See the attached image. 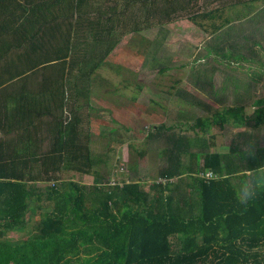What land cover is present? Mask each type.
Wrapping results in <instances>:
<instances>
[{"label": "trees", "instance_id": "1", "mask_svg": "<svg viewBox=\"0 0 264 264\" xmlns=\"http://www.w3.org/2000/svg\"><path fill=\"white\" fill-rule=\"evenodd\" d=\"M198 1L0 0V130L14 135L0 139V264H264V194L241 210L222 179L234 162L211 152L205 136L216 124L262 131L264 101L254 123L237 103L196 118L194 136L165 134L164 165L148 188L142 179L111 182L93 151L96 72L126 32L192 13L215 35L264 9V0H211L216 7L198 13ZM153 131L152 143L164 134ZM256 140L249 167L264 162ZM13 230L26 235L4 237Z\"/></svg>", "mask_w": 264, "mask_h": 264}, {"label": "rangeland", "instance_id": "2", "mask_svg": "<svg viewBox=\"0 0 264 264\" xmlns=\"http://www.w3.org/2000/svg\"><path fill=\"white\" fill-rule=\"evenodd\" d=\"M204 5L198 3L195 10L205 11ZM191 15H179L165 26L140 31H128L129 25L124 29L128 32L104 60L106 65L96 72L104 80L100 83L102 88L92 89L90 98L94 104L89 112L93 121L92 147L102 155L98 170L113 183L142 179L144 182L140 183L148 188L164 165L161 159L166 152L165 134L183 128L184 134L194 136L189 124L198 117L209 118L220 109L211 95L225 102L222 106L238 102L247 107L256 85L264 84V9L254 16V21L235 23L215 35H211L210 25H192L188 17ZM195 19L209 21L200 15H195ZM237 53L244 58L238 61ZM236 84L239 91L234 89ZM197 88L209 97L197 95ZM259 101H264V96L257 99V105ZM78 106L88 104L80 100ZM249 117L254 123L256 113ZM158 126L165 129L164 134L152 143L148 134ZM237 129L229 125L210 126L209 145L220 150L228 133ZM100 130L104 132L100 134ZM262 131L254 129L258 142L263 144ZM0 135L4 133L0 131ZM197 149L195 145L191 148ZM70 179L94 182L92 175L77 173L71 174ZM38 184L45 187L47 183ZM25 232L6 231L4 237L18 239Z\"/></svg>", "mask_w": 264, "mask_h": 264}, {"label": "clouds", "instance_id": "3", "mask_svg": "<svg viewBox=\"0 0 264 264\" xmlns=\"http://www.w3.org/2000/svg\"><path fill=\"white\" fill-rule=\"evenodd\" d=\"M264 96V84H257L252 92V100L244 109L245 114L257 111V99ZM256 133L244 125L230 131L221 144L220 155L234 162L232 171H225L222 179L228 182L232 199L241 209L246 210L256 199L264 194V162L255 167L247 166L249 159L257 158ZM264 135V131L261 132ZM235 145L236 151H233Z\"/></svg>", "mask_w": 264, "mask_h": 264}, {"label": "crops", "instance_id": "4", "mask_svg": "<svg viewBox=\"0 0 264 264\" xmlns=\"http://www.w3.org/2000/svg\"><path fill=\"white\" fill-rule=\"evenodd\" d=\"M204 2L205 1H207V0H203ZM216 1V0H215ZM204 2H202V1H200V2H198V3H200L201 5H204ZM216 4H215V2H212L211 0L209 1V5H207L206 3H205V5H204V9H205V12H208V11H210L211 9H213V8H215L216 6H215ZM218 5V4H217ZM197 8V7H196ZM203 9V8H202ZM239 10H241L240 8L238 9V8H235L232 12H238ZM203 11V10H202ZM256 14V13H255ZM221 19V18H220ZM220 19H218V20H220ZM252 19V20H251ZM206 20V19H205ZM208 20V19H207ZM217 20V21H218ZM248 20H251V21H254V16L252 17V18H250V19H248ZM210 21V20H209ZM209 21H204L202 24H204V26L205 27H207V23H209ZM192 25H194L196 28H200L201 26L200 25H197V24H195V23H191ZM210 24H211V21H210ZM211 26V25H210ZM229 89V85L228 84H226V86H225V90H228ZM235 89V88H234ZM217 91V92H216ZM196 92H197V95H203L204 96V98L206 97V99H207V97H209V96H207V94H206V92L205 91H203L201 88L199 89V88H197V90H196ZM215 92L216 93H218V92H220V91H218L217 89H215ZM211 97H212V99L213 100H215L214 102H216L217 104V107L218 108H220V109H223V108H225V107H232V106H234L235 104H237V103H234V104H228V105H221V104H224L223 103V101L222 100H220V99H218L217 98V96H213V95H211ZM188 100V99H187ZM197 100V99H196ZM218 104H220V105H218ZM239 104H241V105H243L242 103H239ZM201 105V104H200ZM165 130V129H164ZM182 130H184L183 128H182ZM181 130V131H182ZM0 131H2V130H0ZM194 132V131H193ZM2 133H4L3 131H2ZM194 134H195V132H194ZM4 135H6V136H10V138H5V136ZM4 135H0V139H3V137H4V139H7V140H10V139H12L11 137H13L12 135H7L6 133H4ZM207 138H208V142L210 141V136L208 135V131H207V133H206V135H205ZM158 139H161V138H158ZM157 139V140H158ZM35 147H36V145H35ZM210 151L211 152H220V150H216V149H212L211 148V145H210ZM208 148V149H209Z\"/></svg>", "mask_w": 264, "mask_h": 264}, {"label": "built area", "instance_id": "5", "mask_svg": "<svg viewBox=\"0 0 264 264\" xmlns=\"http://www.w3.org/2000/svg\"><path fill=\"white\" fill-rule=\"evenodd\" d=\"M210 175V174H209Z\"/></svg>", "mask_w": 264, "mask_h": 264}]
</instances>
